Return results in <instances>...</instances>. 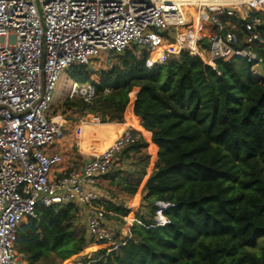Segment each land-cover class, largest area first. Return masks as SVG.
Instances as JSON below:
<instances>
[{
	"label": "trees",
	"instance_id": "1",
	"mask_svg": "<svg viewBox=\"0 0 264 264\" xmlns=\"http://www.w3.org/2000/svg\"><path fill=\"white\" fill-rule=\"evenodd\" d=\"M256 54L261 62L234 57L213 70L185 52L157 64L127 49L97 82L87 66L70 67L67 78L95 95L65 99L66 110L99 115L111 139L134 128L98 189L140 194L150 209L96 203L120 224L142 223L108 252L112 243L77 226L74 205L37 206L17 231L22 264H264V45ZM157 202L170 204L169 224L149 227ZM89 246L97 249L83 254Z\"/></svg>",
	"mask_w": 264,
	"mask_h": 264
},
{
	"label": "built area",
	"instance_id": "2",
	"mask_svg": "<svg viewBox=\"0 0 264 264\" xmlns=\"http://www.w3.org/2000/svg\"><path fill=\"white\" fill-rule=\"evenodd\" d=\"M259 45L264 0H0V264H22L17 231L37 206L74 205L88 236L113 244L108 252L130 238L133 223L142 225L123 218L119 236L96 206L99 179L133 142L130 126L104 152L66 168L51 152L62 128L50 113L61 74L132 46L157 64L185 52L215 70L234 57L261 62ZM67 91L87 103L95 95L89 83ZM155 207L149 227L167 226L170 204Z\"/></svg>",
	"mask_w": 264,
	"mask_h": 264
},
{
	"label": "rangeland",
	"instance_id": "3",
	"mask_svg": "<svg viewBox=\"0 0 264 264\" xmlns=\"http://www.w3.org/2000/svg\"><path fill=\"white\" fill-rule=\"evenodd\" d=\"M165 45L168 48L167 42ZM131 51L136 54L142 53L140 49L136 47H131ZM165 55V54H164ZM176 55H168L163 56L164 59H169L171 57H175ZM162 61V60H161ZM160 61V62H161ZM116 63V59L109 54L103 53L100 56L99 60H93L89 62L87 65V70L91 74V77L94 82L98 81V73L110 68L112 65ZM254 75L257 78L262 76V66H255L252 68ZM72 81H70L66 72L60 75L59 81L56 83L55 90L57 92L56 96H54V101L50 110H57V114L61 117L62 120V128L60 130V135L55 140L53 147L51 148V152H55L61 155L62 157V167L67 166L70 162H75L76 160H80L81 156L91 157L95 154L100 153L106 144L111 140V136L102 130V124L100 122L99 115L92 114H83L80 115L74 111H68L65 109L63 103L65 99H70V95L68 94V87L71 85ZM81 85V84H78ZM126 126H130L132 129L133 126L128 124ZM125 128V127H124ZM121 129L120 131H122ZM125 166L121 167L120 170H125ZM100 191V190H99ZM115 194L107 195L102 194L101 199L103 200H111L114 204L123 205L129 209H137L143 213H147L150 209L146 207V203L142 201V195L136 194L133 197L128 195L120 194L117 190H114ZM103 206V205H102ZM145 207L147 209H145ZM104 211V207L102 208ZM126 218L130 219L132 216H127ZM106 226L114 230V232H118L120 236L121 229L123 224L116 219H114V215L105 216ZM78 227H83L81 221L77 222ZM97 248L94 246H89L83 252V254L92 253ZM58 263V260H54V264Z\"/></svg>",
	"mask_w": 264,
	"mask_h": 264
},
{
	"label": "bare ground",
	"instance_id": "4",
	"mask_svg": "<svg viewBox=\"0 0 264 264\" xmlns=\"http://www.w3.org/2000/svg\"><path fill=\"white\" fill-rule=\"evenodd\" d=\"M119 134L114 135V137L106 144L105 148L101 152H104L107 148H109Z\"/></svg>",
	"mask_w": 264,
	"mask_h": 264
},
{
	"label": "crops",
	"instance_id": "5",
	"mask_svg": "<svg viewBox=\"0 0 264 264\" xmlns=\"http://www.w3.org/2000/svg\"><path fill=\"white\" fill-rule=\"evenodd\" d=\"M104 148H105V147H104ZM70 163H71V162H70ZM68 165H69V164H68ZM68 165H67V166H68ZM67 166H66V167H67ZM66 167H65V166H63V168H66ZM75 260H76V259H75Z\"/></svg>",
	"mask_w": 264,
	"mask_h": 264
}]
</instances>
